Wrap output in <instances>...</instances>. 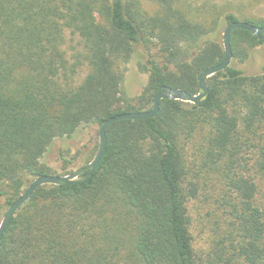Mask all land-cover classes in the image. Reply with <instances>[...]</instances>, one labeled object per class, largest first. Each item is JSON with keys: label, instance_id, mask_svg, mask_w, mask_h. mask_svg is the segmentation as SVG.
Masks as SVG:
<instances>
[{"label": "trees", "instance_id": "1", "mask_svg": "<svg viewBox=\"0 0 264 264\" xmlns=\"http://www.w3.org/2000/svg\"><path fill=\"white\" fill-rule=\"evenodd\" d=\"M143 1L150 12L142 13L141 0H0V198L7 209L30 179L55 175L41 163L53 141L151 110L164 89L196 95L202 72L224 59L220 25L264 28L248 9L262 0L241 2L249 3L244 10L205 3L194 16L187 0ZM66 32L84 52L72 61L62 50ZM261 44L233 32L232 61L245 62ZM139 45L148 80L131 98L124 73ZM81 59L89 72L76 84ZM207 86L203 104L163 100L154 118L111 124L88 180L44 185L19 209L0 239V264H264V66L247 76L230 65ZM209 180L222 225L214 224L208 250L198 253L188 203Z\"/></svg>", "mask_w": 264, "mask_h": 264}, {"label": "rangeland", "instance_id": "2", "mask_svg": "<svg viewBox=\"0 0 264 264\" xmlns=\"http://www.w3.org/2000/svg\"><path fill=\"white\" fill-rule=\"evenodd\" d=\"M192 7L186 9L190 16L196 14V10L201 9L200 6L207 3L211 6H217V8H239L241 10L249 4L241 3L245 0H187ZM142 13L150 12L152 8L143 0ZM229 5V6H228ZM195 6H199L196 9ZM252 15L257 18H264V1L258 2L254 7H248ZM220 38L222 40V32L224 27L219 26ZM215 38L214 35L205 37V40ZM152 47V53L156 54L155 46ZM62 50L66 53V57L72 61L74 55L84 54L80 39L77 35H72L66 32L65 39L62 45ZM194 54V52H192ZM81 65L78 68L75 76L76 84H80L87 73L89 68L83 59H81ZM146 61V51L143 46L139 45L135 48L134 54L126 65L123 90L125 94L131 98H138L142 92L143 87L146 85L148 80V74L140 69V65H144ZM231 65L243 72L244 75L252 76L259 75L262 73V67L264 66V44H261L249 53L247 60L243 63L233 60ZM99 136L97 126H82L80 127L72 138L56 139L51 143L41 159V163L50 168L51 172L55 175L64 176V174H71L81 167L86 165L88 159L98 150ZM62 155L70 160V163L64 164ZM30 179L25 187L33 181ZM214 182L201 181L196 188V195L191 198L188 203V214L190 217V233L193 238L195 250L198 253L206 252L209 247V241L211 238V230L214 224L217 222L222 225V210L216 208V199L219 198L217 191L214 190ZM6 198H0V224L7 211Z\"/></svg>", "mask_w": 264, "mask_h": 264}, {"label": "water", "instance_id": "3", "mask_svg": "<svg viewBox=\"0 0 264 264\" xmlns=\"http://www.w3.org/2000/svg\"><path fill=\"white\" fill-rule=\"evenodd\" d=\"M237 30H244L250 33L252 36L256 37L258 40H264V28H258L243 21H236L226 25L222 32L224 59L218 65L208 68L202 72L199 77V88L198 93L196 95L188 94L179 89H164L163 91L157 93V95L155 96L153 108L151 110L117 114L102 122L98 127L99 145L94 159L89 164L81 167L80 169L68 175H45L35 178L28 185L24 193L12 205L8 207L0 224V239L3 236L6 228L10 224L12 218L16 215L19 209L29 200L32 193L38 188L44 185L61 186L79 184L85 182L92 176L93 172L97 168L99 162L101 161L105 153L107 145L106 130L111 124L119 121H136L154 118L158 114L159 104L163 100H175L195 105L203 104L209 95L207 79L212 77L216 73L224 71L231 65L232 51L230 46V36L233 32Z\"/></svg>", "mask_w": 264, "mask_h": 264}]
</instances>
